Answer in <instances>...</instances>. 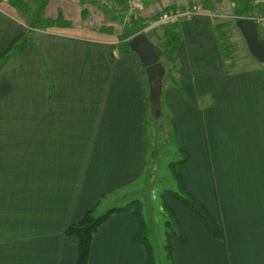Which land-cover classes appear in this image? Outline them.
I'll list each match as a JSON object with an SVG mask.
<instances>
[{"label": "crops", "instance_id": "crops-1", "mask_svg": "<svg viewBox=\"0 0 264 264\" xmlns=\"http://www.w3.org/2000/svg\"><path fill=\"white\" fill-rule=\"evenodd\" d=\"M1 5L0 53L19 31ZM221 9L231 13L230 4L221 3ZM259 13L264 15V7ZM219 20L199 17L185 24L177 59L180 72L189 65L194 75L192 83L186 76L180 82L184 91L193 90V105L185 104L180 84L164 95L165 75L162 80V115L164 106L172 108L178 136L180 130L187 139L186 156L201 171L199 187H211L208 155L222 139L208 116L222 112L212 105L219 101L222 110L223 103L236 100L256 105L262 114L258 131L248 135L244 194L229 201L220 218L224 239L211 244L195 219L186 216L182 224L190 241L176 244L174 264H264V68L250 65L235 72L224 63L220 30L231 59L232 48L227 25L218 26L225 20ZM190 25L193 41L186 46ZM195 25L205 26L208 34ZM153 31L147 36L156 46L161 34ZM90 32L61 29L25 41L15 57V48L7 55L15 66L0 73V264H74L77 243L64 235L66 226L105 190L125 186L130 188L126 194L136 193L127 186L146 173L150 123L159 125L149 119L146 73L133 52L114 51L113 36ZM258 34L264 38V27ZM137 230L130 211L113 215L92 241L90 264H147V252L135 240Z\"/></svg>", "mask_w": 264, "mask_h": 264}, {"label": "rangeland", "instance_id": "rangeland-1", "mask_svg": "<svg viewBox=\"0 0 264 264\" xmlns=\"http://www.w3.org/2000/svg\"><path fill=\"white\" fill-rule=\"evenodd\" d=\"M213 1L214 8L212 10L204 11L197 6L196 12L194 13L188 14L187 11L182 12L179 17H184L176 20L178 22L177 24L173 23L175 18H170L168 22H163V26L160 25L161 23H157L154 26L149 25L145 30L148 32L156 29L153 32L157 36L159 34H167L168 29L172 28L179 30L183 36L185 24L191 22L194 18L204 17V19L207 18L208 20L220 19L218 22L226 19L225 21L231 22L225 26V29H228L230 35L228 39L231 40L232 59L229 57V52L228 59L224 63L235 66V72H243L250 65H261L264 68V65L250 54L244 37L235 26L234 20L236 18L231 13L227 14L222 12L221 3L229 5V0ZM173 2L184 6V9L188 8V0H128L125 3L113 2L111 0H100L96 3L89 1L83 2L81 0H0V10L3 7L1 4H4V11L6 10L5 13L12 23H14V28L17 25L19 27L18 33L12 37L6 50L0 53V73L15 66V64H12L7 59V55L14 48L15 57L20 45L25 41H30L31 39L37 40L46 32L61 29L73 31L88 30L106 35L107 37L113 36L116 40L114 51L122 54V50L118 46V36L123 34L124 30L130 26L129 16H133L138 24H140L148 15L156 13L163 6L173 4ZM153 3L157 4L156 8L152 7ZM100 6L105 7L106 10L101 9ZM40 9L41 13L36 15ZM112 15H115V17L112 18ZM88 16L91 17L88 18ZM49 20H52L55 24L53 25L51 22L47 24L46 21ZM204 21L202 20V23ZM73 24L75 27H73ZM173 25L175 27H172ZM161 26L163 27V31ZM193 27L194 25H190L186 33V46L192 45L189 41L190 39L193 41V37L191 36ZM263 27L264 23L259 25L260 30ZM196 30H199L202 34H208L205 26H196ZM93 32L86 34L92 35L94 34ZM221 35L220 30L218 37ZM223 39L225 42L227 41L226 43H229L226 37ZM178 52L179 49L177 54ZM177 57H171L169 64H167L169 73L165 77L164 95L171 93L172 90L168 89L175 88L178 84H180L178 86L180 88V82L185 76L189 82H191V79H194V75L188 72L189 65L184 66L183 72H180V63ZM180 91L188 102L185 104L192 106V97L190 98L189 95H191L193 90L184 91L183 88H180ZM210 100L211 98L208 97L202 100V102L204 104L205 102H210ZM223 102H226V100ZM220 105L218 101L217 105H212V109L217 107L216 110L222 112V115L219 114L216 117H212L211 114L208 115L209 118L213 119L217 132H219L218 130L222 132V139L216 142L217 147L213 146L214 150H212V147L211 154L210 156L208 155L210 161L207 166H209L208 176L211 187H199L196 183L201 171H198L197 166L190 162V159L186 156L188 155L186 151L188 147V144H186L187 139L183 137L180 130H178L180 134L178 136V127H175L172 120L174 118L172 108L164 106L163 122L161 121L159 125H155L150 121V158L148 159L150 161L146 167V173L142 176L139 175L131 181L133 184L127 186L136 190V193L126 194L124 191L130 188L127 189L125 186L118 190H105L94 205L84 212L81 211L77 221H72L66 226L63 232L64 235L74 238L77 243L74 236L66 233L69 226L81 221L89 210L92 211L93 215L99 216L106 213L112 207H117L121 208V210L111 213L98 226L95 235L100 227L113 215L130 211L138 222L135 240L147 252V264L148 258L152 256L154 264H174L176 244L185 246V243H189L190 241V237L186 235L182 224L186 216L195 219L198 226L203 229V234L208 238V242L211 244L215 243L218 238L215 237L216 232L214 227H212L211 220L209 218L202 219L199 216H195L189 205L192 207L193 204L191 201H197L199 204L194 202L200 208H204L210 217L212 216L213 220L218 221L221 227H223L220 218L226 210V204L244 194L245 187L243 185V179L245 178L247 169L250 167L247 166L250 155L245 153L248 149V135H253L258 131L260 124L258 123V118L262 114V109L256 105L248 107L240 104L236 100H234L233 105L229 103V106L223 103L222 110ZM219 118L221 120L216 122ZM185 136L188 138L191 137L189 135ZM217 158L222 162L220 166L217 165ZM171 163L174 164V169L170 167ZM205 175L206 172L202 171L203 179ZM114 200L118 201V203H113ZM143 223L145 224V238L142 237ZM224 232V229H222V239L225 236ZM138 235H141L139 241ZM165 235L167 238L166 242L164 239ZM87 263L90 264V254Z\"/></svg>", "mask_w": 264, "mask_h": 264}, {"label": "trees", "instance_id": "trees-1", "mask_svg": "<svg viewBox=\"0 0 264 264\" xmlns=\"http://www.w3.org/2000/svg\"><path fill=\"white\" fill-rule=\"evenodd\" d=\"M81 1H83V2L89 1L92 3H96L100 0H81ZM111 1H113V2H124L125 3L128 0H111ZM229 2L231 5V14L236 19L242 18V17H251V18L255 19L258 27H259V24L264 23V15L259 13V10H261V8L264 7V0H229ZM187 6H188V8L184 9L183 8L184 6L178 5L177 3L173 2V4L163 6V8L159 11H156V13L148 15L146 18H144V20L140 24H138L137 20H135V18L133 16H129L130 17V21H129L130 26L127 27L126 30H124L123 34L118 36V40H119L118 46L122 50L121 53L123 55L130 53V49H129V46L127 45V41L131 37L135 36L136 34H138L139 32H142V31L145 32L147 35V32L145 29H147V27L149 25L154 26L157 23H161L160 25L163 26V22L164 21L168 22V20L170 18H175V21H173V23L177 24L178 22L176 20H179L182 17H184V16L179 17L182 12L187 11L188 14L194 13V12H196L197 6H199V8L201 10H204V11L210 10L214 6V1L213 0H197V1L188 0ZM100 8L103 10H106L105 7L100 6ZM40 13H41V9L36 13V15H39ZM164 14H168L169 19L162 21L161 19H162ZM114 17H115V15H112V18H114ZM236 19L234 20V23H235ZM224 20H226V19H224ZM49 22H51L53 25L55 24L52 20L46 21L47 24ZM229 23H231V22L225 21V23L220 24L218 26L224 27L225 25H228ZM56 26H58V24H56ZM172 27H175V25H173ZM162 31H163V27H162ZM165 31H167V30L165 29ZM223 36H224V34H222L221 38H220L221 51L223 53H225L227 56H229L230 47L227 45L225 40L222 38ZM258 36H259V34H258ZM181 39H182V35H181L180 31L172 29V28L168 29L167 34H165V35L161 34L160 44H158L156 46L154 45V47L156 48V50L160 56V62L162 63V65L164 62V65L167 66L166 63L170 62L171 57H173V58L177 57V51H178L179 46L181 44ZM260 40L264 46V38H260ZM164 65H163V67H164L165 76H166L167 73H169V72H166L167 69L165 68ZM144 72H145V70H144ZM149 119H150V121L156 120L155 118H153L151 116V114H149ZM163 119H164V116L162 115L160 121L156 120L155 122L159 124V123H161V121L163 122ZM170 167L172 169H174V164L171 163ZM194 201H191L193 204L192 207H191V205H189V207L191 208V211L194 213L195 216H199L202 219L209 218L211 220L212 227H214V230L216 232L215 237L218 239H222L223 238V233H222L223 227H221V225L219 224L218 221L217 222L214 221L213 217L211 216L212 217L211 218L210 215L208 214V212L204 208H200L196 204V203H198L197 201H195L196 203ZM118 210H121V208L112 207L106 213L99 215V216L93 215L92 211L89 210L86 212L85 216L82 218L81 221H79V222H77V224H73L67 228L66 233L74 236L77 240V255H76L75 264H88L87 262H88V256L90 254L92 239L95 235V232H96L98 226L101 225L110 216L111 213L118 211ZM214 222H216V223H214ZM167 224H168V222H167ZM143 226H144V228L142 231V237L145 238L146 234H145V224L144 223H143ZM140 236L141 235H138V241L140 239ZM164 239L166 242L167 241L166 235H165ZM148 264H154L153 256L151 258H148Z\"/></svg>", "mask_w": 264, "mask_h": 264}, {"label": "water", "instance_id": "water-1", "mask_svg": "<svg viewBox=\"0 0 264 264\" xmlns=\"http://www.w3.org/2000/svg\"><path fill=\"white\" fill-rule=\"evenodd\" d=\"M235 25L244 37L250 54L264 65V46L258 36V25L255 19L251 17L238 18L235 21ZM127 45L130 51L137 56L141 67L145 70L149 88L150 114L157 121H160L162 117V80L165 75L164 67L160 62V56L143 31L131 37L127 41Z\"/></svg>", "mask_w": 264, "mask_h": 264}, {"label": "built area", "instance_id": "built-area-1", "mask_svg": "<svg viewBox=\"0 0 264 264\" xmlns=\"http://www.w3.org/2000/svg\"><path fill=\"white\" fill-rule=\"evenodd\" d=\"M167 19H169L168 14H164L161 20L164 21V20H167Z\"/></svg>", "mask_w": 264, "mask_h": 264}]
</instances>
